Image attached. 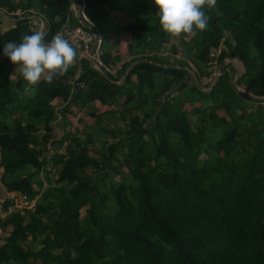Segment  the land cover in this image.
<instances>
[{"label": "trees", "instance_id": "trees-1", "mask_svg": "<svg viewBox=\"0 0 264 264\" xmlns=\"http://www.w3.org/2000/svg\"><path fill=\"white\" fill-rule=\"evenodd\" d=\"M83 1L101 59L123 60L116 76L77 52L64 76L32 85L3 46L36 31L28 8L50 42L77 23L71 0H0V182L38 195L0 202V264H264V98L245 92L264 96V0H217L206 30L175 41L155 0ZM221 43L218 61L242 62L238 86L223 67L205 88ZM57 112L66 142L45 168ZM85 115L95 124L79 131Z\"/></svg>", "mask_w": 264, "mask_h": 264}, {"label": "clouds", "instance_id": "clouds-1", "mask_svg": "<svg viewBox=\"0 0 264 264\" xmlns=\"http://www.w3.org/2000/svg\"><path fill=\"white\" fill-rule=\"evenodd\" d=\"M162 30L171 36L195 34L207 29L210 17L205 12L217 6V0H155ZM47 33L34 31L23 35L19 43L6 42L3 55L19 68L23 78L36 85L41 79L52 84L75 64L77 51L60 33L45 41Z\"/></svg>", "mask_w": 264, "mask_h": 264}, {"label": "built area", "instance_id": "built-area-1", "mask_svg": "<svg viewBox=\"0 0 264 264\" xmlns=\"http://www.w3.org/2000/svg\"><path fill=\"white\" fill-rule=\"evenodd\" d=\"M84 1L83 0H71L69 5L70 10L73 11L74 15L77 17V23L71 24L64 22L57 33H60L65 39H67L73 48L78 52V58L86 57L90 61L91 65L102 73H107L108 75L116 76L118 69L120 68L123 60L116 62L115 64L105 63L100 57V43H101V34L95 30V28L89 24L87 21V17L84 12ZM17 13H21L22 11H16ZM31 13L30 15L28 14ZM27 15L31 18L30 24L32 28H36L35 24L39 25L37 30H44L45 20L39 14V11L34 8L27 9ZM25 13V15H26ZM33 23V24H32ZM36 30V29H35ZM36 30V31H37ZM56 33V34H57ZM55 34V35H56ZM82 73V69L80 64H77L76 71L74 73L75 84L83 85V83L79 80V77ZM217 75V74H216ZM123 76L120 77L121 81ZM215 80V79H214ZM213 81V80H212ZM56 108L63 104L60 99H57ZM61 120L60 114L57 112V117L53 120V133L50 138L46 141V157L47 160L49 157L55 152L54 146L64 147L66 141L63 144H58L57 139L60 138L63 128L59 124ZM45 168H51L50 161L48 160L45 163ZM42 171V170H41ZM44 185H47L44 182ZM32 200V199H31ZM31 200H26L25 198H20V207L21 206H29ZM4 229L0 226V245L4 243Z\"/></svg>", "mask_w": 264, "mask_h": 264}, {"label": "rangeland", "instance_id": "rangeland-1", "mask_svg": "<svg viewBox=\"0 0 264 264\" xmlns=\"http://www.w3.org/2000/svg\"><path fill=\"white\" fill-rule=\"evenodd\" d=\"M18 11H22V10H18ZM33 26H35L36 28H34V29L37 30L39 25L35 24ZM226 35L228 37V32H226ZM122 37H125V40H126L127 34H124ZM176 39H177L176 37L173 38L174 41ZM222 47H224V44L223 43H221L218 48H213L212 51H211L212 57H211V60H210V63H209L210 74L206 78H202L204 85H206L205 88H207L208 85L210 84V82L212 80H214L220 74V72L222 71L223 67H225L226 70H230V72L233 75V78H234L235 75H237V74L239 75L243 71L242 62L239 59H237V58L230 59L228 57H225V58H223L220 61L217 60V54H218L220 48H222ZM228 63L231 65V67L228 65ZM189 70H190V73H191V78L193 80L198 81V82L201 83V81H199L198 79H196V77L194 76L195 67L194 66H191L189 68ZM17 72H18V68L14 69L12 74L15 76L16 74H18ZM117 82H120V81H117ZM56 101H57V99H56ZM83 120L84 121H82L79 124V131L83 129V124H85V123L86 124H95L94 123V120H93V117H90V116L85 115ZM109 121H110L109 119H106L105 120V122H108L110 124L112 122V124H114L115 126L122 127V126L125 125V123L123 122V120L120 117H118V116H116L115 118H113L111 122H109ZM95 146H97V145H95ZM91 154H96L94 148L91 149ZM0 170H1V168H0ZM48 171H49L50 176L52 175L51 177H53L54 176L53 174L55 173V169L52 167V169H50ZM39 174L41 176H44L45 175L44 174V170L40 171ZM36 197H34L30 201V203L28 204L29 206H32L34 204ZM6 199H10L12 201V203L8 206V209L20 207V204H21L20 202L21 201H20L19 196L16 195V193H14V192H6L4 186L0 182V202H3ZM83 212H84V207L81 208V213H83ZM3 214H4V211L2 210L1 203H0V216H2ZM5 232H7V229L4 230V234H5Z\"/></svg>", "mask_w": 264, "mask_h": 264}, {"label": "water", "instance_id": "water-1", "mask_svg": "<svg viewBox=\"0 0 264 264\" xmlns=\"http://www.w3.org/2000/svg\"><path fill=\"white\" fill-rule=\"evenodd\" d=\"M226 57H228V58H230V59L233 58V57H231L230 55H227ZM237 78H238V75H235L234 78H233V83H234L235 86H238ZM196 82H197V84L201 87L200 82H198V81H196ZM239 89H241V88H239ZM244 91H245V90H244ZM245 92H246L247 94L252 95V96H256V97H259V98H264V96H257V95L252 94L251 92H248V91H245Z\"/></svg>", "mask_w": 264, "mask_h": 264}]
</instances>
